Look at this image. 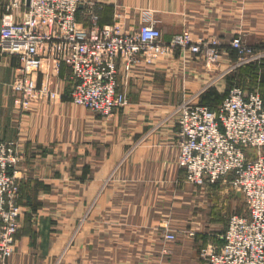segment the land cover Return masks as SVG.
Masks as SVG:
<instances>
[{
	"label": "crops",
	"instance_id": "obj_1",
	"mask_svg": "<svg viewBox=\"0 0 264 264\" xmlns=\"http://www.w3.org/2000/svg\"><path fill=\"white\" fill-rule=\"evenodd\" d=\"M10 1L0 0V15ZM90 9L99 11L101 25L120 20L126 30L139 28L150 12L166 41L188 30L225 46L239 35L264 47V0H84L83 24ZM234 59L226 55L221 70ZM202 61L177 51L128 75L122 66L129 104L102 116L70 101L65 65L59 73L44 67L38 78L62 97L20 110L11 86L20 61L0 55V140L18 141L25 151L16 173L22 216L9 264H205L201 248H220L229 214L243 206L246 213L247 205L230 178L192 185L178 165L175 110L183 92H202L213 75ZM258 69L240 73L247 94L258 84L264 94V66L260 83ZM166 230L175 241L164 238Z\"/></svg>",
	"mask_w": 264,
	"mask_h": 264
},
{
	"label": "built area",
	"instance_id": "obj_2",
	"mask_svg": "<svg viewBox=\"0 0 264 264\" xmlns=\"http://www.w3.org/2000/svg\"><path fill=\"white\" fill-rule=\"evenodd\" d=\"M83 2L11 0L0 15V55L20 61L11 85L20 110L60 99L58 89L49 82L40 84L38 78L44 67L59 73L65 65L71 74L70 101L110 116L129 104L119 83L122 66L128 75L138 65H151L177 51L200 57L206 73L220 69V79L236 68L257 65L261 82L264 47H253L241 36L233 37L228 46L190 31L166 41L150 12L139 28L126 30L120 20L101 25L99 11L90 9L86 25L78 20ZM16 12L22 15L19 21ZM232 53L236 59L221 70L223 58ZM211 86L213 82L203 90ZM194 98H185L175 110L178 163L197 186L230 178L231 188L243 195L247 205L246 213L229 215L222 246L203 247L200 257L205 264H264V94L259 84L248 94L244 87L233 85L216 110L193 102ZM24 160L18 141L0 140V264H9L17 247L22 205L16 173ZM164 238L172 242L176 234L166 230Z\"/></svg>",
	"mask_w": 264,
	"mask_h": 264
},
{
	"label": "rangeland",
	"instance_id": "obj_3",
	"mask_svg": "<svg viewBox=\"0 0 264 264\" xmlns=\"http://www.w3.org/2000/svg\"><path fill=\"white\" fill-rule=\"evenodd\" d=\"M186 31H188V30H186ZM184 32V31H183ZM191 32V31H190ZM182 33V32H181ZM192 33V32H191ZM177 35V34H176ZM236 36H239V35H236ZM235 37V36H234ZM249 45H251V46H253V47H257V46H255V45H252V44H249ZM181 52V51H180ZM186 52H188V51H186ZM177 52H175V53H173L172 55H170V56H167V57H172V56H175V54H176ZM182 53V52H181ZM189 53V52H188ZM186 57H188L187 55H186ZM256 66L257 65H254V64H251V65H248V66H243V67H240V68H236L233 72H231L230 74H228V75H226L224 78L223 77H221V79L219 78V72H220V69H217L214 73H213V75L211 76V78L210 77H208V82L207 83H205L204 84V86H207V84H209V83H211V82H213V86H211V88L210 89H206V90H203V92H198V93H193V94H191L189 91H185V92H183V95H182V100L180 101V103H182V101L185 99V98H188V97H190L191 98V96H193V97H195L194 99H192L193 100V102H200V103H202V99H204V97H205V95L206 94H208V93H212V94H220V95H222V96H224L225 94H226V92L229 90V88L231 87V86H233V85H240V86H242V87H244L245 88V90L247 91V89H246V87H245V85H244V83L246 82V81H243V76L241 75L240 76V73L241 72H244L243 70L244 69H252L253 70V72L255 73V68H256ZM252 67H254V68H252ZM224 69V68H223ZM219 78V79H218ZM250 78H251V80H249L248 78H246V80L249 82V85H253V80H252V77L250 76ZM258 78V77H257ZM260 81H262V76H261V79H260ZM258 82H259V79H258ZM256 85V84H255ZM203 86V87H204ZM202 87V88H203ZM249 87V86H248ZM247 87V88H248ZM201 88V89H202ZM209 90V92H207ZM180 103H178V105H180ZM178 165H179V163H178ZM180 166V165H179ZM186 180H187V182L188 183H190L189 181H188V179L186 178ZM175 184H176V181H175ZM190 184H192V183H190ZM192 185H194V184H192ZM194 206H196V205H194ZM245 211H246V206H243V207H240V209L238 208V210H237V213H245ZM230 215V214H229ZM227 229V228H226ZM201 250H202V248H201ZM201 250H200V253H201ZM161 264H163V263H161Z\"/></svg>",
	"mask_w": 264,
	"mask_h": 264
},
{
	"label": "trees",
	"instance_id": "obj_4",
	"mask_svg": "<svg viewBox=\"0 0 264 264\" xmlns=\"http://www.w3.org/2000/svg\"><path fill=\"white\" fill-rule=\"evenodd\" d=\"M207 92H209V90ZM227 94H228V91L226 92V94L224 96H222L220 94L218 95V94L208 93L205 95L204 99H202L203 100L202 104L208 105L211 107V109L216 110V108L225 99ZM17 236H18V234H17Z\"/></svg>",
	"mask_w": 264,
	"mask_h": 264
}]
</instances>
